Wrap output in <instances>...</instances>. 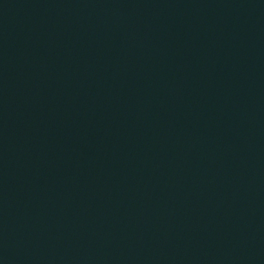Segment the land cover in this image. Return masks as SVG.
Wrapping results in <instances>:
<instances>
[{
  "label": "water",
  "instance_id": "water-1",
  "mask_svg": "<svg viewBox=\"0 0 264 264\" xmlns=\"http://www.w3.org/2000/svg\"><path fill=\"white\" fill-rule=\"evenodd\" d=\"M0 264H264V0H0Z\"/></svg>",
  "mask_w": 264,
  "mask_h": 264
}]
</instances>
